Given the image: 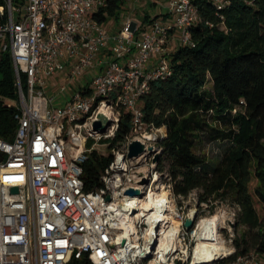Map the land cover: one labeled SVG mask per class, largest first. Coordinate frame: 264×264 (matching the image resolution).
<instances>
[{
	"label": "built area",
	"instance_id": "2783aa9c",
	"mask_svg": "<svg viewBox=\"0 0 264 264\" xmlns=\"http://www.w3.org/2000/svg\"><path fill=\"white\" fill-rule=\"evenodd\" d=\"M126 1L130 14L145 3L166 16H127L112 32L96 18L109 0H0V51L11 54L18 92L14 137L0 136V264H69L73 255L93 264H190L186 217L158 165L166 127L143 122L140 98L172 74L170 44L193 45L198 9L192 0ZM209 1L219 11L230 3ZM85 74L94 77L77 84ZM122 108L132 129L113 143ZM99 113L112 121L104 132L93 128ZM134 140L145 152L130 158ZM94 150L112 159L101 186L85 191L81 164ZM233 252L210 264H260L251 254L225 262Z\"/></svg>",
	"mask_w": 264,
	"mask_h": 264
},
{
	"label": "trees",
	"instance_id": "16d2710c",
	"mask_svg": "<svg viewBox=\"0 0 264 264\" xmlns=\"http://www.w3.org/2000/svg\"><path fill=\"white\" fill-rule=\"evenodd\" d=\"M192 1L200 18L190 27L193 45H176L170 51L172 74L150 82L140 98L142 120L166 127L158 165L162 169L163 162L168 163L176 197L197 189L199 203L210 210L216 201L236 205V226L241 230L232 238L234 252L225 262L251 252L264 256V0H229L220 11L209 0ZM124 5L125 0H109L96 18L101 23L118 19ZM150 5L154 18L166 16ZM151 13L145 8L137 14L144 22L151 21ZM21 82L24 88L23 74ZM17 102L12 57L0 51V136L7 140L17 128ZM234 108L243 111L233 112ZM131 129V114L122 108L112 142ZM204 139L224 143L218 158L198 151ZM111 159L110 153L89 154L81 164L85 191L101 186ZM253 178L260 210L250 192ZM69 264L93 263L87 255H73Z\"/></svg>",
	"mask_w": 264,
	"mask_h": 264
},
{
	"label": "rangeland",
	"instance_id": "374dc122",
	"mask_svg": "<svg viewBox=\"0 0 264 264\" xmlns=\"http://www.w3.org/2000/svg\"><path fill=\"white\" fill-rule=\"evenodd\" d=\"M20 4V1L18 2ZM16 5H19V4ZM125 5L126 7L122 10V14L119 16L118 19L115 17H112L106 24V27L108 28L109 31H115L117 28L123 23L124 20H126L127 16L133 17L136 21H140V18L138 17V12H140L144 7L145 3L142 4H137V7L135 8L134 12L129 13L128 7L131 6L130 1L125 0ZM160 8H157L154 10V12H162L165 13L166 9L163 8L162 10H159ZM177 43L172 42L170 44L171 50L173 49V45ZM93 75L90 74H85L84 77H81L77 80V84H80V82L83 81H90L93 79ZM74 83V88L76 85ZM207 88L211 87V83H208L206 85ZM71 97V91H67L63 94H59V98L54 101V104L59 106L61 103H64L65 100L69 99ZM242 112V108H237L236 111ZM68 141L72 144H77V139L74 136H69ZM224 147V143L218 142V141H208L207 139H204L200 144L197 145L198 151L204 152L209 159H215L218 158L222 154V150ZM165 174L169 173L168 171V163L165 161L163 162V168L161 169ZM256 185V180L253 178L251 183H250V192L253 196L255 205L258 210H260L261 206L260 203L258 202L256 196L254 195L253 189ZM198 193L199 190L195 189L192 192H190L187 196H177L174 197V203L178 208H181L183 211V215L186 217L187 213L191 210L194 209L196 217L195 221H200L202 217L218 213L221 216L220 220V225H221V234L225 240V244L228 248V251H232L234 249L233 243H232V238L235 237L237 233L240 232L241 227L236 226V214H237V207L236 205L231 201V200H225V201H216V206L213 210H210V208H207L208 206L205 204H201L198 201ZM191 229H187L185 231L186 235V240L189 242V252L191 253V250L193 248V245L195 241L189 237V232ZM251 255H253L256 260L260 264H264V256L257 255L255 252H251Z\"/></svg>",
	"mask_w": 264,
	"mask_h": 264
},
{
	"label": "bare ground",
	"instance_id": "6f19581e",
	"mask_svg": "<svg viewBox=\"0 0 264 264\" xmlns=\"http://www.w3.org/2000/svg\"><path fill=\"white\" fill-rule=\"evenodd\" d=\"M103 112L106 113L107 110L104 109ZM132 199L138 200L137 197ZM188 217H196L194 209L187 213L186 218ZM220 220L221 216L214 213L194 222L189 232V237L195 241L191 250L190 264H210L229 253L221 234Z\"/></svg>",
	"mask_w": 264,
	"mask_h": 264
},
{
	"label": "water",
	"instance_id": "95a60500",
	"mask_svg": "<svg viewBox=\"0 0 264 264\" xmlns=\"http://www.w3.org/2000/svg\"><path fill=\"white\" fill-rule=\"evenodd\" d=\"M111 123H112L111 119L106 114L99 113L97 115V119L93 122V128L94 130L104 132L111 125ZM143 152H145V145L142 142L138 140H134L130 143L128 157L136 158L140 156ZM154 160L158 161L159 156H156ZM146 181H147L146 179H143L142 181H140V183H144ZM17 190H18L17 187H13L11 189L12 192H17ZM125 194L130 196H136V195H140L141 191L139 189L129 188L125 191ZM106 199L110 200V196H107ZM194 221H195L194 217L186 218L183 223L184 227L188 230L191 229L194 225Z\"/></svg>",
	"mask_w": 264,
	"mask_h": 264
},
{
	"label": "crops",
	"instance_id": "0c3cea01",
	"mask_svg": "<svg viewBox=\"0 0 264 264\" xmlns=\"http://www.w3.org/2000/svg\"><path fill=\"white\" fill-rule=\"evenodd\" d=\"M177 44L173 45V49L176 47Z\"/></svg>",
	"mask_w": 264,
	"mask_h": 264
}]
</instances>
